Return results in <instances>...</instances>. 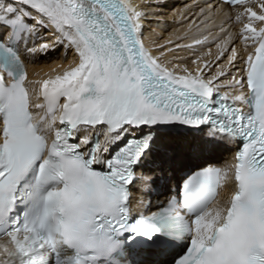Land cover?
I'll return each mask as SVG.
<instances>
[{
    "label": "snow or ice",
    "instance_id": "6c2138e0",
    "mask_svg": "<svg viewBox=\"0 0 264 264\" xmlns=\"http://www.w3.org/2000/svg\"><path fill=\"white\" fill-rule=\"evenodd\" d=\"M222 4L246 53L226 82L148 47L134 0H0V264H264V0ZM21 45L62 72L29 80Z\"/></svg>",
    "mask_w": 264,
    "mask_h": 264
},
{
    "label": "bare ground",
    "instance_id": "6f19581e",
    "mask_svg": "<svg viewBox=\"0 0 264 264\" xmlns=\"http://www.w3.org/2000/svg\"><path fill=\"white\" fill-rule=\"evenodd\" d=\"M200 1H201V4L204 5L208 11H210L209 7H208L207 0H200ZM134 2L136 4L142 6L140 8V10L142 12L148 10L149 15L155 14L156 16H159V14H160V17H162V19L163 18L165 19L167 17H171L172 15H174L175 17H178V16H180V14L183 12V10L185 8V5H181L180 2H178V1H176L175 3L173 2L174 3L173 6L169 9L164 7L163 5H155L152 2L145 3L143 0L142 1L141 0H134ZM157 10L165 11L168 14L163 15L162 13H155V11H157ZM230 14H231L230 20H227L225 18L226 21H234V23H235L236 22L235 21L236 10L231 9ZM216 17H217V23L215 25H217V26H212L206 31V32L211 31L210 36H216L219 33V32H216V30L219 28V24L222 21H224L222 18L224 16L217 15ZM143 25H144L145 43L148 47L152 48V46L154 44L153 41L157 40L161 35H163L165 37V39H163V40H169L172 38H177L178 36H180V35L184 34V32H186L184 30L186 29V27L188 25H190V23L185 25V26L179 27V26H176V24H174V23L164 24L163 22H157V21H152L149 19L148 20L144 19ZM168 26H171L170 28H168L169 30L163 31V28H167ZM199 34H195V35L193 34L191 36V40L198 38V36H201V34L200 35ZM45 35L47 36V34H45ZM210 36H208V38ZM48 38L51 39V37H48ZM225 41H227V43H224ZM228 43H229L228 36L222 37L220 39V41L214 45H213V42L210 40H208L206 42H202L196 46H193L192 50L179 51L177 53V56H176V59L177 60L179 59V60L178 61L176 60V61L181 63V64H186L190 69H193V70L197 67L201 68V66H203L204 62L206 61V62H208L207 72L211 73L210 75H207V76L210 77L211 75H215V73L220 70V66H221V65H218L214 71L211 69V67H213V65L217 62V60H215V59H217L216 55L221 50L220 48L217 47V44H220L221 48H225ZM245 54L246 53L243 50L242 56H244ZM170 55L171 54L166 55V62H168ZM198 57L200 59L197 60ZM193 60H197V64H192ZM59 63H60V59L58 58V56H50L47 58L40 59V63L37 67H31V78L33 80H40L39 78L47 79L49 77H54V75L58 72V70H62V69L57 67V65ZM53 68H56V72L52 71ZM203 68H205V67L203 66ZM223 91H229V89L224 88ZM231 146H232L231 142H229L227 140L222 141L221 144L216 148V150L214 152L213 163L222 161L225 158H227L233 152V148H230ZM180 170H182V166L180 164H177L176 172L180 171ZM171 174L176 176V174H173L171 171H168V170H166L164 173H161L159 170H157L154 173H148V175L151 179L155 178L157 175L167 177V176H170Z\"/></svg>",
    "mask_w": 264,
    "mask_h": 264
},
{
    "label": "rangeland",
    "instance_id": "374dc122",
    "mask_svg": "<svg viewBox=\"0 0 264 264\" xmlns=\"http://www.w3.org/2000/svg\"><path fill=\"white\" fill-rule=\"evenodd\" d=\"M143 1L145 3L152 2L155 5H163L164 7L168 8V9L171 8L176 1L180 2L181 5H185L183 12L178 17H175L174 15H172L171 17H167L165 19L164 18L162 19V17H160V14H159V16H156L155 14L149 15L148 10L143 12L145 19H147V20L149 19V20L157 21V22H163L164 24L174 23V24H176V26L180 27V26H185V25L190 23V25H188L186 27V29L184 30L186 32H184V34L178 36L177 38H172L169 40H163V39H165V37L163 35H161L157 40L153 41L154 44H153L152 48L154 51L160 45H164L166 49L171 48L173 50L171 53L166 52V55L171 54L169 56L168 61H173V60L176 61L177 60L176 56H177V53L179 51L192 50V47L196 46L193 43L196 40H200L202 42H206V41L210 40L213 42V45H214L217 42H219L222 37L228 36V34L226 32L227 30L223 31L225 29V26L227 25L228 21H222L219 24V28L216 30V32H219V33L216 36H210L211 31L206 32L210 27L217 26V25H215L217 23V17H215V19L213 20L214 17H212L211 12L208 11L205 8V6L201 4L200 0H143ZM201 10H203V11H201ZM155 13H162L163 15L168 14L162 10L161 11L157 10V11H155ZM246 19L247 18L245 17L244 20L246 21ZM230 24L237 26L235 28V31L238 33V35H235L234 32L231 33L232 38L229 40V43L227 44L228 46L226 45V47H225L227 50L224 52L223 56H221L219 59H215V60H217V62L213 65V67H211V69L213 71L216 69V67L218 65H221L220 68H224V70L226 72V76L221 77V80L225 81V82L230 81L232 76L235 74V71L237 69L236 66H238L237 63L240 60L239 57L242 56V52L245 48V45L241 42L240 35H239L242 24L239 22L234 23V21H230ZM170 27L171 26H168L167 28H163V31H166V30L168 31L169 30L168 28H170ZM233 30H234V28H233ZM199 33L201 34V36H198V38L191 40V36L193 34L195 35V34H199ZM208 36H210V37L208 38ZM170 41H171V43H169ZM177 43L180 45V48L175 47V45ZM186 45H191V47H186ZM232 47H235L237 49L238 54H239L237 57V60L233 62L234 66L229 65V63H228V56L231 55L230 50ZM218 54H219V52H218ZM218 54L216 55V58H217ZM203 66H204V64H203ZM203 66H201V69L203 68ZM207 70H208V68H203L204 73L206 75H210L211 73L207 72Z\"/></svg>",
    "mask_w": 264,
    "mask_h": 264
}]
</instances>
